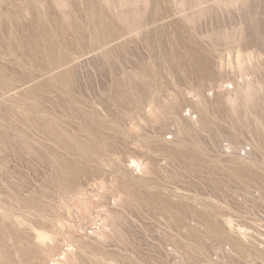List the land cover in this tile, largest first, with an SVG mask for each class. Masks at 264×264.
Returning a JSON list of instances; mask_svg holds the SVG:
<instances>
[{
    "label": "rangeland",
    "instance_id": "rangeland-1",
    "mask_svg": "<svg viewBox=\"0 0 264 264\" xmlns=\"http://www.w3.org/2000/svg\"><path fill=\"white\" fill-rule=\"evenodd\" d=\"M0 264H264V0H0Z\"/></svg>",
    "mask_w": 264,
    "mask_h": 264
},
{
    "label": "bare ground",
    "instance_id": "bare-ground-1",
    "mask_svg": "<svg viewBox=\"0 0 264 264\" xmlns=\"http://www.w3.org/2000/svg\"><path fill=\"white\" fill-rule=\"evenodd\" d=\"M38 233V232H37ZM45 234V233H44ZM44 234H41V236H45ZM40 235V234H39ZM39 238V237H38Z\"/></svg>",
    "mask_w": 264,
    "mask_h": 264
}]
</instances>
